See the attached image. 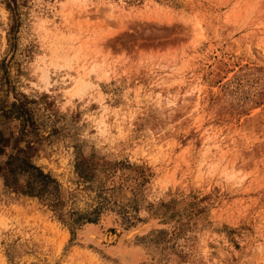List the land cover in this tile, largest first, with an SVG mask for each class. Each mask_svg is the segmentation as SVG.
<instances>
[{
	"label": "rangeland",
	"instance_id": "rangeland-1",
	"mask_svg": "<svg viewBox=\"0 0 264 264\" xmlns=\"http://www.w3.org/2000/svg\"><path fill=\"white\" fill-rule=\"evenodd\" d=\"M127 263L264 264V0H0V264Z\"/></svg>",
	"mask_w": 264,
	"mask_h": 264
},
{
	"label": "trees",
	"instance_id": "trees-1",
	"mask_svg": "<svg viewBox=\"0 0 264 264\" xmlns=\"http://www.w3.org/2000/svg\"><path fill=\"white\" fill-rule=\"evenodd\" d=\"M10 160H12V159L10 158ZM10 164H7V166L10 165ZM25 166H26V169L30 172V174H32V176L35 178V180L39 181V184H40L41 187H42L43 184L47 185L48 182H50L48 180L49 178L46 175H44L42 172H40L37 168H34V167L29 166L27 164H25ZM9 171L12 172L11 170H9ZM33 182L34 181H32L30 183V187L32 186Z\"/></svg>",
	"mask_w": 264,
	"mask_h": 264
},
{
	"label": "bare ground",
	"instance_id": "bare-ground-1",
	"mask_svg": "<svg viewBox=\"0 0 264 264\" xmlns=\"http://www.w3.org/2000/svg\"><path fill=\"white\" fill-rule=\"evenodd\" d=\"M91 229V228H90ZM89 229V230H90ZM93 230V229H92ZM92 230H90L91 231V233H92ZM88 232V234H89V231H86V233ZM93 234H94V232H93ZM87 235V234H86ZM92 235V234H91ZM89 236V235H88ZM93 236V235H92ZM90 237V236H89ZM127 238V237H126ZM90 239V238H89ZM131 239V238H130ZM130 239L128 240V241H130ZM124 249V248H123ZM125 250V249H124ZM121 251H122V249H121ZM130 251V250H129ZM134 251V250H133ZM123 252H125V251H123ZM128 252V251H127ZM127 252H126V255H128L127 254ZM129 253V252H128ZM131 253H132V251H131ZM120 254V253H119ZM125 254V253H124ZM124 254H122V255H124ZM134 254V253H133ZM133 254H129V255H131V257H132V255ZM137 254V253H136ZM139 254V253H138ZM134 256L136 257V255L134 254ZM140 256V255H139ZM126 257V256H125ZM128 257V256H127ZM128 258H130V257H128ZM134 258V257H133ZM133 260V259H132ZM133 263V262H132ZM128 264V263H127ZM131 264V263H130Z\"/></svg>",
	"mask_w": 264,
	"mask_h": 264
}]
</instances>
